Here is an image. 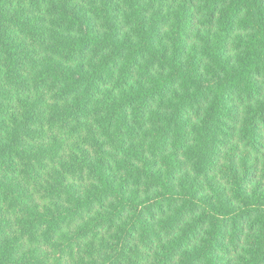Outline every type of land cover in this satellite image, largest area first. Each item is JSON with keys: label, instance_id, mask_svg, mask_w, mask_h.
<instances>
[{"label": "trees", "instance_id": "16d2710c", "mask_svg": "<svg viewBox=\"0 0 264 264\" xmlns=\"http://www.w3.org/2000/svg\"><path fill=\"white\" fill-rule=\"evenodd\" d=\"M0 264H264V0H0Z\"/></svg>", "mask_w": 264, "mask_h": 264}]
</instances>
